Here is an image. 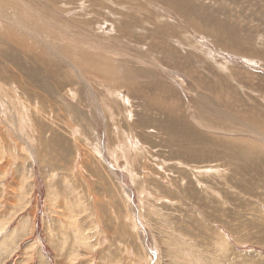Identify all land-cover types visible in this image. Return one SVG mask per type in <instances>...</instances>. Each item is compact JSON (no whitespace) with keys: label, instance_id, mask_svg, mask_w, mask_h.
Here are the masks:
<instances>
[{"label":"rangeland","instance_id":"374dc122","mask_svg":"<svg viewBox=\"0 0 264 264\" xmlns=\"http://www.w3.org/2000/svg\"><path fill=\"white\" fill-rule=\"evenodd\" d=\"M48 1L120 72L49 79L0 38V264H264V0Z\"/></svg>","mask_w":264,"mask_h":264},{"label":"bare ground","instance_id":"6f19581e","mask_svg":"<svg viewBox=\"0 0 264 264\" xmlns=\"http://www.w3.org/2000/svg\"><path fill=\"white\" fill-rule=\"evenodd\" d=\"M54 1H56V0H53V2ZM31 2V1H30ZM59 2H62L61 0L59 1ZM65 2V1H64ZM84 2V1H83ZM88 2V1H87ZM112 2V1H111ZM153 2V1H152ZM36 3V2H35ZM45 3V2H44ZM48 3L50 4V0L48 1ZM57 3V2H56ZM63 3V2H62ZM103 3V2H102ZM156 4H157V2H155ZM158 3H160V1L158 2ZM33 4V3H32ZM38 4H40V3H38ZM48 4V5H49ZM53 4V3H52ZM183 4V3H182ZM47 5V4H46ZM80 5V4H79ZM85 5V4H84ZM153 5V4H152ZM34 7H36L35 5H33ZM33 6H31L30 4H26L25 2H23V0H0V38L2 37V36H5V37H7V40H9L10 38L11 39H13L14 40V44H15V42L17 43V45H19L20 47H22L21 49L23 50V48L25 49L24 51L25 52H23V53H25L26 55L28 54V60H30L31 62L30 63H32L33 64V66H31L33 69H35V70H37L38 71V73H41L42 72V75L43 74H45L46 75V77H48L49 79H51L50 77H52V76H54V75H57L58 73V71H59V73H61L62 75H65V76H68L69 77V73L67 72V70H65V68L66 67H71V69L73 68L74 69V71L76 72L75 74L77 75V77H79L80 78V81L81 82H86L85 81V79L83 78V76L85 75L84 74V72L83 71H81L80 73L78 72V71H76L75 69L77 68V66H80L81 67V65H83L82 63H77V58H76V56L75 55H77L78 54V56H82V58H83V60H84V65H86V66H84L83 65V67H84V69L85 70H88V71H90V72H93V73H96L98 76H101V75H103L104 74V76H105V78L107 79L108 77H109V80H111V81H113V78H116V77H118V75H119V73L118 72H120V71H118L117 72V70H115V68L114 67H110V66H104V64L105 65H107L106 63H104V61L103 60H101V62H99V63H101V65H103V67H100L99 65V63H98V61L97 60H99L100 58H98V57H96L95 58V56H90V57H87L86 56V58H84L83 57V51H82V48H78V46H76V43H74V42H65L64 41V38H63V36H62V38L61 37H57V35H55V33L53 32V31H58V30H60V31H58L59 32V34H60V32H61V34L63 33V35H65V33H72V31H64V28L63 27H65L64 26V24H63V18H62V15L61 14H63V15H65L66 16V14H67V12H65V13H60V14H58V18H56L57 16L56 15H53V14H50L49 13V11H48V8L49 7H51V6H47V7H44L43 5H42V3L38 6V7H40V9H45L47 12H48V14H47V16H45V15H43L40 11H39V9H35ZM58 6V5H57ZM72 6V5H71ZM123 6V5H122ZM155 6V5H154ZM157 6V5H156ZM180 6V5H179ZM250 6V5H249ZM52 7H54V8H56V5L54 6V5H52ZM185 7H187V6H185ZM58 8V10H59V7H57ZM61 8V7H60ZM138 8V7H137ZM136 8V9H137ZM183 8V7H182ZM193 8V7H192ZM195 8V7H194ZM52 9V8H51ZM85 9V8H84ZM143 9V8H142ZM169 9H172V8H169ZM186 9V8H185ZM50 10V9H49ZM173 10V9H172ZM175 10V9H174ZM181 10V9H180ZM179 10V11H180ZM196 10V9H195ZM52 11H53V9H52ZM52 11H50V12H52ZM136 11V10H135ZM59 12V11H58ZM69 12V11H68ZM74 12H76V11H74ZM151 12V11H150ZM158 12V11H157ZM181 12V11H180ZM196 12V11H195ZM37 13V14H36ZM175 13V12H174ZM216 13V12H215ZM176 14V13H175ZM182 14V13H181ZM185 14V13H184ZM183 14V15H184ZM223 14V13H222ZM221 14V15H222ZM198 15V14H197ZM209 16V15H208ZM67 17V16H66ZM72 17V16H71ZM136 17V16H135ZM55 18L57 19V21L55 20ZM75 18V17H74ZM214 18V17H213ZM50 19H52V20H50ZM208 19V18H207ZM217 19V18H216ZM222 19V18H221ZM55 20V21H54ZM160 20V19H159ZM211 20V19H210ZM65 21V20H64ZM71 22H70V24H77L78 25V23H75V22H73V20H70ZM105 23V22H104ZM220 23H221V21H220ZM225 23V22H224ZM159 24V23H158ZM186 24V23H185ZM218 24H219V21H218ZM222 24V23H221ZM232 24V23H231ZM223 25V24H222ZM227 25V24H226ZM187 26V25H186ZM199 26H201V25H199ZM218 26H220V25H218ZM136 27V26H135ZM224 27V26H223ZM130 28H132V27H130ZM91 29V28H90ZM219 29V28H218ZM242 29V28H241ZM66 30V29H65ZM165 30V29H164ZM221 30V29H220ZM161 31V30H160ZM211 31V30H210ZM45 32H49L50 34H51V36H54L53 38L51 37H49L48 38V36L49 35H47V34H43V33H45ZM54 33V35H53V33ZM158 32V31H157ZM157 32L155 33V34H157ZM213 32V31H212ZM160 33V32H159ZM162 33V32H161ZM58 34V33H57ZM94 34V33H93ZM202 34V33H201ZM234 34V33H233ZM69 36V35H68ZM132 37H133V35H131ZM205 36V35H204ZM4 37V38H5ZM70 37V36H69ZM165 37V36H164ZM169 37V36H168ZM167 37V38H168ZM217 37V36H216ZM68 38V37H67ZM186 38V37H185ZM184 38V39H185ZM10 39V40H11ZM51 39V40H50ZM70 39V38H69ZM132 39V38H131ZM171 39V38H170ZM172 39H174V38H172ZM2 40V39H1ZM6 40V39H5ZM4 40V41H5ZM6 40V41H7ZM9 40V41H10ZM62 40H63V42H62ZM175 40V39H174ZM209 40V39H208ZM67 41V40H66ZM143 41V40H142ZM172 41V40H171ZM240 41V40H239ZM13 42V41H12ZM57 42V43H56ZM100 42V41H99ZM169 42H170V40H169ZM2 43H3V41H2ZM11 43V42H10ZM42 43L43 44H45L46 46L48 45V47H45V46H43L42 45ZM50 43V44H49ZM52 43V44H51ZM130 43V42H129ZM158 43V42H157ZM5 44V43H4ZM12 44V43H11ZM6 45V44H5ZM13 45V44H12ZM171 45H173L172 44V42H171V44H170V46ZM205 45H207V44H205ZM222 45V44H221ZM229 45V44H228ZM11 46V45H10ZM15 46V45H14ZM13 46V47H14ZM155 46V45H154ZM157 46V45H156ZM203 46V45H202ZM12 47V48H13ZM19 47V48H20ZM242 47V46H241ZM9 48V47H8ZM15 48V47H14ZM48 48H50V50H48ZM10 49V48H9ZM79 49H81V50H79ZM153 49V47L151 48V50ZM201 49V48H200ZM16 50H18V49H16ZM27 50V51H26ZM99 50V49H98ZM149 50H150V48H149ZM169 50V49H168ZM11 51H13V49L11 50ZM10 51V52H11ZM21 51V50H20ZM18 51H16V53H17ZM89 52V51H88ZM151 52H154L153 50L151 51ZM210 52V51H209ZM255 52V51H254ZM56 54V55H58L59 57H60V59H54V58H52L51 56H50V54ZM74 53H76L75 55H73ZM81 53V54H80ZM9 54V53H8ZM91 54V53H90ZM159 54V53H158ZM15 55V54H14ZM73 56V57H72ZM153 56V55H152ZM155 56V55H154ZM249 56V55H248ZM57 57V56H56ZM67 58H69V59H67ZM109 58H110V56H109ZM157 59V58H156ZM82 60V61H83ZM106 61V60H105ZM157 61V60H156ZM247 62L249 61V60H246ZM106 62H108V61H106ZM114 63V62H113ZM115 64V63H114ZM223 64V63H222ZM253 64V63H252ZM108 65H110V64H108ZM225 66V65H224ZM163 67V66H162ZM123 68V67H122ZM223 68V67H222ZM225 68V67H224ZM227 69V68H226ZM65 70V71H64ZM104 70H106L107 72H106V74H105V71ZM166 71H168V70H166ZM229 71V70H228ZM1 72V71H0ZM87 72V71H86ZM234 72V71H233ZM235 72H240V74L239 73H234V78H236L235 80L237 81V82H244L243 80L244 79H246V78H248V79H246V81L247 80H250V79H253V77L252 76H248L247 75V77L245 76V78L243 79V76H241V72L242 71H235ZM5 73V72H4ZM176 73V72H175ZM173 74V73H172ZM191 74V73H190ZM45 75H43V76H45ZM229 75V74H228ZM227 75V76H228ZM103 76V77H104ZM175 76V75H174ZM102 77V78H103ZM120 77V76H119ZM44 78V77H43ZM47 78V79H48ZM105 78H104V80H105ZM116 79H118V78H116ZM238 79V80H237ZM240 79H242V80H240ZM256 79V78H255ZM54 80L57 82V85L59 84V82H58V77H56V78H54ZM222 80V79H221ZM107 81H108V79H107ZM106 81V82H107ZM114 81H116V80H114ZM120 81V80H119ZM245 81V82H246ZM252 80H250L249 81V83L251 82ZM27 82V81H26ZM76 82V81H75ZM109 82V81H108ZM117 82V81H116ZM121 82V81H120ZM125 82V81H124ZM128 82V81H127ZM253 82V81H252ZM261 82V81H260ZM218 85H219V83L218 82H216ZM262 83L264 84V81H262ZM82 84H85V85H87L88 86V88H90V90L89 91H86L85 93H86V95H88L87 96V99L88 100H90V102L92 101L89 97H91V93L92 92H90L91 91V87L87 84V83H82ZM129 84V83H128ZM133 83H131V85H132ZM227 84V83H226ZM231 84V83H230ZM107 85V84H106ZM131 85H128L129 87L131 86ZM222 85H224V84H222ZM86 86V87H87ZM238 86V85H237ZM252 86V85H251ZM219 87V86H218ZM260 87V86H259ZM5 88V87H4ZM3 88V89H4ZM127 88V87H126ZM239 88V87H238ZM73 89V88H72ZM72 89H68L69 91L67 92V98H68V94H70L71 92H72ZM80 89V88H79ZM109 89H110V87H109ZM159 89V88H158ZM171 89V88H170ZM173 89V88H172ZM218 89V88H217ZM228 89H229V87H228ZM228 89H225V90H228ZM234 89V88H233ZM232 89V90H233ZM253 89V88H252ZM5 90V89H4ZM88 90V89H87ZM94 90V89H93ZM136 90H139L138 88L136 89ZM230 90H231V88H230ZM232 90H231V92H232ZM74 91H77L76 89L74 90ZM83 91V90H82ZM82 91H81V93H82ZM108 91V90H107ZM110 91V90H109ZM112 91V90H111ZM120 91V90H119ZM131 91V90H130ZM132 91H134V90H132ZM222 91V90H221ZM228 93H230V91H227ZM227 92H226V94H227ZM172 93H173V91H172ZM223 93H225L224 91H223ZM255 93H257V92H255ZM77 94H78V92H77ZM80 94V93H79ZM93 94V93H92ZM119 94V93H118ZM231 94V93H230ZM230 94H228V95H230ZM233 94V93H232ZM74 95H76V93L74 94ZM90 95V96H89ZM115 95H116V93H115ZM157 95V94H156ZM223 95H225V94H223ZM227 95V96H228ZM235 95V94H234ZM70 96H71V94H70ZM112 96V95H111ZM118 96V95H117ZM116 96V97H117ZM262 96V95H261ZM74 97H78L79 99L81 98L82 99V97L81 96H74ZM93 97L95 98V96L93 95ZM97 97V96H96ZM108 97V96H107ZM157 97V96H156ZM160 96H158V98H159ZM225 97V96H224ZM232 97V96H231ZM66 98V99H67ZM71 98H73V97H71ZM84 98V97H83ZM114 98H115V96H114ZM121 99H122V97H120ZM205 98V97H204ZM219 98V97H218ZM236 98V97H235ZM235 98H231L233 101H237V100H235ZM238 98V97H237ZM243 98V97H242ZM80 99V100H81ZM85 99V98H84ZM106 99V98H105ZM153 99V98H152ZM209 99V98H208ZM207 99V100H208ZM216 99V98H215ZM226 99V98H225ZM229 99V98H228ZM69 100V99H68ZM71 100V99H70ZM73 100V99H72ZM76 100V99H75ZM94 100V99H93ZM108 100V99H107ZM118 100V99H117ZM124 100V99H123ZM206 100V99H205ZM206 100V101H207ZM78 101V100H77ZM106 101V100H105ZM244 101V100H243ZM79 102H81L82 103V100L81 101H79ZM89 102V103H90ZM107 102V101H106ZM105 102V103H106ZM120 102V101H119ZM218 102H221V101H218ZM223 102V101H222ZM225 102V101H224ZM229 102V101H228ZM74 103V102H73ZM110 103V102H109ZM112 103V102H111ZM124 103V102H123ZM128 103V102H127ZM126 102H125V105L127 104ZM206 103V102H205ZM207 103H208V101H207ZM43 104V103H42ZM229 104V103H228ZM44 105V104H43ZM63 105H65V104H63ZM128 105H129V103H128ZM127 105V106H128ZM211 105V104H210ZM66 106V105H65ZM108 106V105H107ZM172 104H168V108L166 107V109L165 110H168V111H166V112H163V113H166L168 116H169V118H173L174 117V119H176L178 116H176L175 115V109H173L172 108ZM214 106V105H213ZM104 107H106V106H104ZM176 108V107H175ZM26 109V108H25ZM109 109V108H108ZM179 110V109H178ZM187 110V109H186ZM26 111V110H25ZM99 111H101V113H103V111H102V108H101V110L99 109ZM202 111V110H201ZM216 111V110H215ZM27 114H28V108H27ZM179 112V111H178ZM181 112V111H180ZM205 112V111H204ZM214 112V111H213ZM100 113V114H101ZM26 114V113H25ZM110 114V113H109ZM183 114V113H182ZM181 114V115H182ZM215 114H217V112L215 113ZM218 114H220L219 112H218ZM172 115V116H171ZM103 116V115H102ZM111 116V115H110ZM171 116V117H170ZM104 117V116H103ZM112 117V116H111ZM228 117V116H227ZM23 118H26V115L24 116V114H22V115H20V117L18 118V120L19 119H23ZM181 118V117H180ZM183 118V117H182ZM105 119V118H104ZM111 119V118H110ZM179 119V118H178ZM202 119V118H201ZM232 119V118H231ZM112 120V119H111ZM171 121H172V119H170ZM177 120V119H176ZM173 121V122H177V121ZM204 120V119H203ZM239 120V119H238ZM25 121H28V127L26 126H23V125H25ZM25 121L24 122H22L21 120H19V124H20V126L22 127H25V128H29L30 127V120H28L27 118L25 119ZM106 121V120H105ZM119 121V120H118ZM180 121V120H179ZM177 122L176 123V125H175V127H177V125H179V126H183V127H186L187 129L188 128H190V125H188V124H186V122L185 121H183V120H181L180 122ZM185 122V123H184ZM198 123H199V121H197ZM202 122V121H201ZM201 122H200V125H201ZM245 122V121H244ZM172 124V123H171ZM191 124V123H190ZM174 127V126H173ZM174 127V128H175ZM24 128V129H25ZM178 128V127H177ZM177 128H175V130L177 129ZM185 128V129H186ZM30 129L32 130V129H34L33 128V124H31V127H30ZM172 129V128H171ZM183 130V129H182ZM30 131V130H29ZM189 131V130H188ZM171 132H173V131H171ZM218 133V132H217ZM131 134V133H130ZM118 135V134H117ZM28 136V135H27ZM130 136V139L131 138H133L131 135H129ZM29 138V137H28ZM183 138V137H182ZM134 139V138H133ZM132 140V139H131ZM188 140V139H187ZM186 140V141H187ZM233 140V139H232ZM242 140V139H241ZM244 140V139H243ZM216 141L217 140H212V142H214V143H216ZM239 141V140H238ZM121 142V141H120ZM226 142V141H225ZM230 142H233V141H230ZM237 142V141H236ZM240 142V141H239ZM245 142V143H244ZM244 142H240L239 144H233V143H228V142H226L225 144L226 145H228V149L230 148L229 146H232L234 149L235 148H237V150H238V148L240 149V151L241 152H249V148H246V145H244V144H247L249 147H252V148H258V149H260L258 146H257V144H255L254 142H252V141H249V140H244ZM235 143V142H234ZM219 144H220V141H219ZM222 144V143H221ZM261 147V146H260ZM263 147V146H262ZM233 148H232V150H233ZM115 152V151H114ZM250 152H254V151H251L250 150ZM249 152V153H250ZM116 153V152H115ZM256 153H258L257 151H256ZM253 154H255V153H253ZM252 154V155H253ZM111 155H112V158L114 159L113 160V162L115 161V159H116V157H115V155H114V153L112 152L111 153ZM257 161V160H256ZM253 162V161H252ZM260 162V161H259ZM252 164V163H251ZM260 164V163H259ZM242 165V164H241ZM245 165V164H244ZM243 165V166H244ZM255 165V164H254ZM257 167V166H256ZM252 168V167H251ZM243 169H245V168H243ZM247 169V168H246ZM129 170H131V169H129ZM243 171V170H242ZM245 171V170H244ZM249 171V170H248ZM248 171H247V173H248ZM245 180V179H244ZM242 186V185H241Z\"/></svg>","mask_w":264,"mask_h":264}]
</instances>
